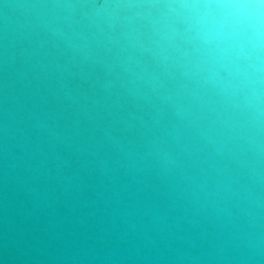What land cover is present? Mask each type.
Wrapping results in <instances>:
<instances>
[{"label":"water","instance_id":"water-1","mask_svg":"<svg viewBox=\"0 0 264 264\" xmlns=\"http://www.w3.org/2000/svg\"><path fill=\"white\" fill-rule=\"evenodd\" d=\"M198 2L0 0V264H264V47L203 85Z\"/></svg>","mask_w":264,"mask_h":264},{"label":"clouds","instance_id":"clouds-1","mask_svg":"<svg viewBox=\"0 0 264 264\" xmlns=\"http://www.w3.org/2000/svg\"><path fill=\"white\" fill-rule=\"evenodd\" d=\"M186 7L189 41L201 53L191 74L221 95L235 91L256 69L264 47V25L234 12L223 0Z\"/></svg>","mask_w":264,"mask_h":264}]
</instances>
